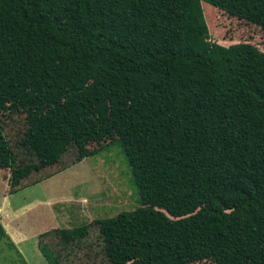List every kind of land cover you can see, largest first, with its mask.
Returning <instances> with one entry per match:
<instances>
[{
  "label": "trees",
  "instance_id": "1",
  "mask_svg": "<svg viewBox=\"0 0 264 264\" xmlns=\"http://www.w3.org/2000/svg\"><path fill=\"white\" fill-rule=\"evenodd\" d=\"M204 7L264 32V0H0L8 193L117 142L139 207L90 222L107 264H264V52Z\"/></svg>",
  "mask_w": 264,
  "mask_h": 264
},
{
  "label": "rangeland",
  "instance_id": "2",
  "mask_svg": "<svg viewBox=\"0 0 264 264\" xmlns=\"http://www.w3.org/2000/svg\"><path fill=\"white\" fill-rule=\"evenodd\" d=\"M204 9L209 12V18L208 13L205 18L211 42L222 46L248 42L264 52L261 29L220 11ZM52 136V142L58 143L60 135ZM26 181L30 183L31 179ZM9 183V172L0 170V224L4 230L0 264H49L41 253L43 245L52 250L58 264H107L97 244L98 229L90 222L112 219L139 207L137 189L117 142L12 194L8 193ZM83 225L86 235L81 239L64 243L57 235L60 230Z\"/></svg>",
  "mask_w": 264,
  "mask_h": 264
}]
</instances>
